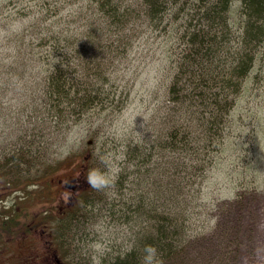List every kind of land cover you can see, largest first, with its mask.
<instances>
[{"label": "rangeland", "instance_id": "1", "mask_svg": "<svg viewBox=\"0 0 264 264\" xmlns=\"http://www.w3.org/2000/svg\"><path fill=\"white\" fill-rule=\"evenodd\" d=\"M120 1L121 5L133 7L134 11L125 18L117 10L115 16L119 23L111 27V12L95 4L85 13L80 7L81 2L84 6L83 0H0V196H11L19 208L12 215L16 235L8 233L4 237V240L9 239L8 245L4 247L3 240L0 242V264L49 262L44 253L46 243L50 244L49 240H53L49 233L50 221L45 227L46 233L41 232L40 227L37 232L33 228L29 233L24 232L26 225L39 223L42 214L61 217L59 222L66 226L62 231L70 246L67 248L68 256L59 258L64 261L69 258L71 264H108L116 255L136 245V235L139 236L145 230L146 225L139 217L141 209L130 210L134 208L130 206L122 213V201L124 198L127 200L126 195L130 194L124 188L120 189L121 192L116 191V185L107 191H96V195L93 190L82 196L81 203L76 201L81 208L79 216L70 219L66 214V199L78 194L65 189L63 183L67 181L69 185H74L75 190L78 188L75 183L79 175L77 167L72 170V174H64L68 164L63 163L57 169L58 175L50 179V188L46 185L36 188L31 184L34 174L42 171L44 163L58 161L65 150L91 152L92 168L102 166L99 157L103 156L118 172L126 151L124 145L128 141L143 144L160 132L164 113L161 104L166 105L168 102L165 93L168 81L162 72L167 63L164 65L161 62L167 52L162 42L170 37V33L178 34L192 16L186 14V10L195 11V6L204 0H159L157 5L160 12L152 17L146 16V7L141 0ZM115 3L117 0H111L108 7H113ZM183 8L185 11H181ZM202 11L204 7H200L192 22L196 19L199 21L198 16ZM227 15L231 37H235L241 30V20L245 18L239 0H231ZM56 17L60 18V26L68 23L78 29L82 26L80 29L83 32H87V18L108 27L103 33L94 27V61L105 57L104 66L108 64V54L114 53L109 43L118 37L122 47L129 34L127 19H132L130 24L134 20L142 25L141 31L133 35L135 41L131 48L121 53L120 58L115 59L109 67L110 79L103 83L97 82L98 87L103 86V94L108 96L97 105L93 104V108L82 117H66L64 121L59 117L51 118L47 112L50 97L44 91L46 81L43 66L29 63L24 52L26 47L21 54L17 51L18 33H26L30 20L39 18L52 21ZM29 34L33 35L34 32ZM231 45L233 49L236 43ZM255 54L256 60L250 75L258 73L255 70L259 68L262 80L258 81V86L250 88L248 95L239 99L233 113L234 120L228 128L241 130L244 138L253 133L255 143L262 148L264 40ZM20 55H24L21 61L18 60ZM119 106H122L121 109ZM19 148L28 149L30 161L29 164L22 161L20 169L13 170L17 160H14V164L8 162L5 165V162L10 156H17ZM254 155L249 152L247 159ZM252 164L253 160L249 159V175L243 184L252 186L255 183L256 193L253 196H236L242 188L233 187L232 179L228 181L221 175H214L210 177L214 181L209 185L208 194L202 192L208 185L202 179L198 185L201 184L200 196L177 198L179 215H188L184 227L188 237L182 250L186 256L183 263L177 259L172 264H264V153L257 160L256 181L251 172ZM3 170H7L5 177L2 175ZM155 183L157 185L159 181ZM85 184L80 183L77 191L87 188ZM189 184L192 187V182L186 185ZM11 185L14 186L13 190ZM249 186L247 190L251 192ZM20 196L24 197L20 199ZM128 197L131 200V196ZM4 214L0 215V220L5 218ZM51 250H55L53 243ZM31 257L36 258L35 262L30 263ZM26 258H29L28 261Z\"/></svg>", "mask_w": 264, "mask_h": 264}, {"label": "trees", "instance_id": "2", "mask_svg": "<svg viewBox=\"0 0 264 264\" xmlns=\"http://www.w3.org/2000/svg\"><path fill=\"white\" fill-rule=\"evenodd\" d=\"M119 1L109 8L111 0H83L84 6L81 2L80 7L86 13L92 5L98 4L112 13L113 27V24L116 26L119 23L115 16L117 10L125 18L134 11L130 5H121ZM239 1L245 18L241 20V30L235 37H231L227 15L231 0H204L202 4L195 6V11L186 10V14L192 15L187 23L183 24L178 34L170 33V37L162 42L167 52L162 56L161 62L164 65L167 63L162 72L168 81L165 87L168 102L166 105L161 104L164 106V113L161 116L160 132L154 134L149 142L139 144L128 141L124 145L126 151L115 182L116 191L121 192L120 189L124 188L130 194L126 195L127 200L124 198L122 201V213L130 206L134 207L130 210L141 209L139 217L146 226L139 236L136 235L137 244L116 255L108 264H142L145 245H152L157 249L163 264H172L177 259L183 263L186 256L182 250L188 237L184 227L188 215H179L177 198L200 196L201 184L199 187L198 185L202 179L208 184L202 191L206 194L214 181L210 177L214 175L232 179L233 187L242 188L236 196H253L256 193L255 183L252 187L243 184V180L249 175L247 163L250 159L253 160L251 172L256 181L257 160L264 153V147L260 148L255 143L253 133L244 138L241 130H233L228 126L234 120L233 113L239 99L248 95L250 88L258 86V81L262 80L259 68L255 70L258 73L252 76L250 72L253 71L256 60L255 51L264 40V0ZM158 2L159 0H141L146 7V16L152 17L160 12ZM200 7H204V11L198 16L199 21L196 19L192 22ZM181 11H185V8ZM130 20L132 19L126 21L129 34L123 46L120 47L118 37H114L112 43H109L114 53L108 54V64L105 66V57L94 61V27L100 33L108 30V27L95 23L94 19L85 20L87 32L80 29L82 26L78 29L69 23L60 26V18L56 17L52 21L39 18L30 20L26 33H18V54L26 47L24 52L29 63L43 66L46 81L44 91L50 97L47 112L51 118L59 117L63 121L66 117L80 118L93 108V104L97 105L108 96L103 94V86L98 87L97 82L103 83L110 79L109 67L115 59L120 58L121 53L131 48L135 41L133 35L141 31L142 25L134 20L130 24ZM27 32L34 34L27 35ZM79 33L82 34L80 37L75 36ZM231 43H236L233 49ZM23 56H18V60H23ZM247 143L251 145H246ZM249 152L255 155L247 159ZM64 153L58 161L44 163L42 171L34 174L32 184L36 188L44 185L50 188V179L58 175L57 169L63 163L68 164L64 174H72V170L77 167V177L80 180L76 181L77 185L86 183L85 177L92 168L91 152L65 150ZM28 157V149L19 148L17 156L8 157L5 165L8 162L14 164V160H17L13 170H19L22 161L29 164ZM8 169L12 171L10 167ZM5 171L7 170H3V177ZM158 181L156 185L155 182ZM188 182H192L193 191L190 184L186 185ZM136 184L141 186L137 187ZM85 185L87 188L76 191L78 203L83 200L82 196L94 190L87 183ZM248 186L251 192H248ZM128 196H131V200ZM73 202L74 200L70 202L67 199L66 214L70 219L79 216L81 209L76 201ZM60 219L59 216L45 215L39 223L25 226L24 232H37V228L42 226L41 232L46 233L45 227L50 221L49 233L53 240L49 241L55 245L53 252L63 258L68 256L67 248L70 245H67L63 232L66 226L59 222ZM8 233L16 235L14 223L11 224L10 218L6 217L0 220V242L3 240V247L8 245L9 239L4 240ZM51 243H47L49 249ZM35 259L34 257L33 262ZM68 260L69 258L61 260L60 264H71ZM50 264H59L54 261V255L50 258Z\"/></svg>", "mask_w": 264, "mask_h": 264}, {"label": "clouds", "instance_id": "3", "mask_svg": "<svg viewBox=\"0 0 264 264\" xmlns=\"http://www.w3.org/2000/svg\"><path fill=\"white\" fill-rule=\"evenodd\" d=\"M99 162L102 166L89 169L85 178L86 183L92 189L103 192L114 187L117 179V172L113 169L110 161L103 156L99 157ZM143 252L142 264H163L154 246L145 245Z\"/></svg>", "mask_w": 264, "mask_h": 264}, {"label": "flooded vegetation", "instance_id": "4", "mask_svg": "<svg viewBox=\"0 0 264 264\" xmlns=\"http://www.w3.org/2000/svg\"><path fill=\"white\" fill-rule=\"evenodd\" d=\"M16 201V200H15ZM18 203H15L11 196H0V212L6 213V215L13 217L12 215L18 211ZM8 212H11L9 214ZM29 226V225H28ZM44 257H49V253L45 252ZM29 258L25 260L28 261ZM34 260V257H31V262Z\"/></svg>", "mask_w": 264, "mask_h": 264}, {"label": "water", "instance_id": "5", "mask_svg": "<svg viewBox=\"0 0 264 264\" xmlns=\"http://www.w3.org/2000/svg\"><path fill=\"white\" fill-rule=\"evenodd\" d=\"M65 185H66V183H65Z\"/></svg>", "mask_w": 264, "mask_h": 264}]
</instances>
